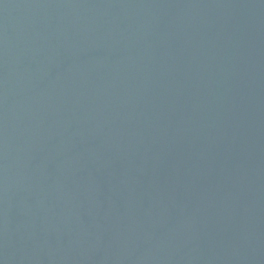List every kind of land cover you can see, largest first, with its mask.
Listing matches in <instances>:
<instances>
[{
	"label": "water",
	"instance_id": "water-1",
	"mask_svg": "<svg viewBox=\"0 0 264 264\" xmlns=\"http://www.w3.org/2000/svg\"><path fill=\"white\" fill-rule=\"evenodd\" d=\"M0 264H264V0H0Z\"/></svg>",
	"mask_w": 264,
	"mask_h": 264
}]
</instances>
